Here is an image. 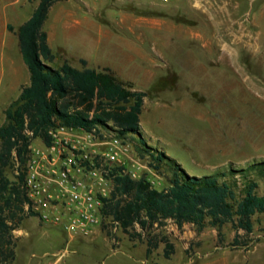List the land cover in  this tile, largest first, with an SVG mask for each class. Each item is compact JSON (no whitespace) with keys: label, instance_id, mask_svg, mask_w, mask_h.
<instances>
[{"label":"rangeland","instance_id":"1","mask_svg":"<svg viewBox=\"0 0 264 264\" xmlns=\"http://www.w3.org/2000/svg\"><path fill=\"white\" fill-rule=\"evenodd\" d=\"M74 1L67 4L74 6ZM78 3L86 14L109 25L117 35L138 37L145 48L142 55L133 54L131 62L146 70L135 79L137 86L149 93L141 120L143 136L151 147L164 151L196 176L264 161V0ZM27 8L31 9V4ZM54 16L50 14L48 20L56 23L51 41L56 58L51 64L58 67L69 61L84 68L87 63L75 56L90 53L95 59L96 48L80 44L69 34L73 17L56 21ZM17 24H12L9 41L7 23H0V66L8 58V43L13 53L16 48L26 73L18 88H10L6 80L0 84V125L5 121L6 107L30 80L17 43ZM92 37H97L96 32ZM120 47H109L103 60L123 63L128 56L120 53ZM125 143L128 169H135L138 176L147 177L159 189L169 185L172 169L168 164L157 170L151 165L150 153L142 151L136 140L125 139ZM42 144L41 138L34 140V146ZM19 171L15 163L7 172L14 176ZM252 175L259 183V192L264 193V175L256 171ZM111 218L90 237H70L63 228L28 215L14 231L16 258L10 264H264V213L253 217L251 234L240 231L241 241L251 242L247 248L233 244L236 231L231 223L199 231L192 225L179 228L169 220L157 232L176 245L170 258L164 255L163 246L148 257L143 245L146 240L132 238L120 225L115 227Z\"/></svg>","mask_w":264,"mask_h":264},{"label":"trees","instance_id":"2","mask_svg":"<svg viewBox=\"0 0 264 264\" xmlns=\"http://www.w3.org/2000/svg\"><path fill=\"white\" fill-rule=\"evenodd\" d=\"M56 1L40 0L32 16L16 31L30 80L6 107L5 121L0 125V264L15 260L14 231L26 216H34L25 209L28 198L22 187L30 144L36 138L49 142L50 129L60 126L131 138L150 153L153 168L158 170L163 163L171 167L169 185L162 189L145 176L133 179L118 171L124 167L111 173L115 186L105 212L132 238L146 240L148 255L160 242L165 243L167 258L174 253V243L157 232L169 220L179 228L192 223L199 231L231 223L236 231L233 244L250 246L251 242L241 241L240 231L251 234L253 217L264 213V193L259 192V183L252 175L254 171L264 175V161L196 176L164 151L151 147L140 123L147 91L121 80L110 68L80 69L69 61L58 67L51 64L56 55L44 25ZM8 27L14 30L12 24ZM15 163L20 171L12 176L7 171Z\"/></svg>","mask_w":264,"mask_h":264},{"label":"built area","instance_id":"3","mask_svg":"<svg viewBox=\"0 0 264 264\" xmlns=\"http://www.w3.org/2000/svg\"><path fill=\"white\" fill-rule=\"evenodd\" d=\"M102 133L60 126L50 129L49 142L30 144L22 183L27 212L63 228L70 237H90L106 219H112L105 212L115 186L111 173L124 167L118 171L133 179L141 176L125 165L129 151L125 139Z\"/></svg>","mask_w":264,"mask_h":264},{"label":"crops","instance_id":"4","mask_svg":"<svg viewBox=\"0 0 264 264\" xmlns=\"http://www.w3.org/2000/svg\"><path fill=\"white\" fill-rule=\"evenodd\" d=\"M70 0H59L56 1L50 8L48 18L45 21L44 28L48 33V42L51 46V41L55 37V26L56 23H48L50 14L54 13L55 20L57 21L61 17H73V23L69 27V34L74 38L79 40L80 44L84 46H88L90 49L96 48L98 52V56L94 59L90 53L84 54L83 56H75L79 59H84L87 62V67L95 68L97 70H103L105 68H110L112 72L123 81H131L135 84V88L138 90H143L137 86L136 77L140 74V71L144 70L138 65H133L131 62L135 55L139 56L143 54V48L140 46V40L138 37L134 36H123L117 35V33L109 27L106 23L99 21L97 18L93 19L90 15L86 14L83 8L79 3L74 1V6H69L67 2ZM40 0H0V23H7V37L6 40L10 41L11 30L8 25L13 23H18L16 26L19 27L21 24L25 23L33 14L34 10L38 6ZM28 4H31L32 8L28 9ZM26 7V8H25ZM82 10V11H81ZM152 23L155 24V21ZM48 24V25H47ZM134 24V23H133ZM132 27V26H131ZM96 32L97 37L93 38L92 34ZM155 37H153L152 41L154 42ZM17 43H19V39L17 37ZM116 44H121V52H123L125 57V61L119 64H113L110 62H105L103 60L104 52L109 51V47L115 46ZM92 47V48H91ZM7 48V56L5 65L0 66V84L2 85L5 80L7 85L10 88H18L22 84V78L26 73V67L23 63L17 58L16 48L14 53L11 51V47L6 45ZM135 54V55H133ZM122 55V54H121ZM26 64V63H25ZM79 68V66H76ZM155 75L152 74L154 78ZM150 84H152V80L150 79ZM22 90V88H21ZM20 90V92H21ZM146 91V90H145ZM148 97V96H147ZM146 97V98H147ZM145 98V99H146ZM145 104V101H144ZM140 123L142 130L145 132V129L142 126V120L140 118ZM187 225L195 226L192 223H186L182 228ZM172 242V241H171ZM144 245V250L148 257L152 256L155 251L163 246V251L165 249V243L160 242L159 247L154 249L150 255H148V245L147 241ZM175 251L176 252V245ZM141 252V251H140ZM174 254V253H173ZM172 254V255H173ZM171 257V256H170ZM169 257V258H170Z\"/></svg>","mask_w":264,"mask_h":264}]
</instances>
